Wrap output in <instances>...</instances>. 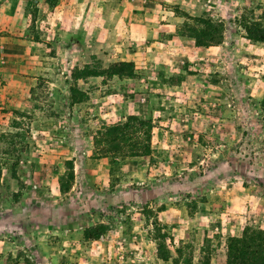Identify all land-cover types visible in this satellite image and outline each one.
<instances>
[{
	"label": "rangeland",
	"instance_id": "374dc122",
	"mask_svg": "<svg viewBox=\"0 0 264 264\" xmlns=\"http://www.w3.org/2000/svg\"><path fill=\"white\" fill-rule=\"evenodd\" d=\"M174 1L150 6L179 15L176 39L151 46L149 37L136 47L112 34L87 45L80 59L71 48L68 60L30 43L33 17L47 33L52 5L43 3L38 14L40 0L22 1L34 14L28 42L9 46L6 78L0 75V87L14 84L0 90V264H202L204 250L210 264H225L229 236L247 225L264 229V43L244 28L264 26V0ZM193 17L215 24L219 41L196 46L189 33L204 24ZM15 48L23 49L21 63ZM37 50L50 56L42 66L31 58ZM135 52V61L123 60ZM118 61H132L135 75L73 77ZM30 66L44 74L11 92L22 78L9 73ZM129 115L151 121V158L115 156L94 142L104 126ZM98 223L105 233L86 239L84 228ZM158 231L167 261L158 256Z\"/></svg>",
	"mask_w": 264,
	"mask_h": 264
},
{
	"label": "crops",
	"instance_id": "0c3cea01",
	"mask_svg": "<svg viewBox=\"0 0 264 264\" xmlns=\"http://www.w3.org/2000/svg\"><path fill=\"white\" fill-rule=\"evenodd\" d=\"M23 0H0V63L2 71L0 72L1 79L6 78V54L9 51L10 45L22 47L27 42L29 32V25L32 18L31 12H29L22 3ZM138 0H125V6H119L120 4L115 3L114 0H57L51 7V10L47 11L48 19L45 23L47 33L41 28L37 17H33L35 29L33 31L35 36L30 40L31 45H45L46 48L51 51H60L65 59L68 60L69 51L76 50L77 59L84 57L86 53V46H96L101 40L108 39L112 34H115L118 40L120 34L123 37H129L132 43L137 47L141 44V40H148L149 37L155 38L151 43V46L155 44H162L160 40L169 41L176 39L175 29L177 22L180 21V17L170 7H162L160 4L158 7H151V0H144L145 5L137 3ZM170 3H175L174 0H167ZM45 3L46 6H50L44 0H40L39 4H36L35 11L40 13L42 5ZM139 5V6H138ZM36 14V13H35ZM34 15V14H33ZM52 17L55 20L54 26L49 21L48 17ZM50 17V18H51ZM49 25V26H48ZM154 31V32H152ZM43 50V48H42ZM47 51V50H45ZM45 51L37 50L31 58L36 63L42 64V59H46L49 54ZM19 52V56L14 55V62L21 63L24 59L23 49L15 48V53ZM26 52V50H25ZM27 53V52H26ZM52 53V52H51ZM128 54V58L123 60L135 61V55ZM52 58V57H51ZM26 61L28 59H25ZM75 61V59L73 60ZM145 63V61H144ZM48 64V63H47ZM31 67V66H30ZM40 69V67H31ZM47 69V68H45ZM52 72V71H51ZM50 72V73H51ZM40 71H20V73H9L8 76L18 80V86H15L11 92L22 93L24 92V80L25 78H32L37 80ZM118 77L115 75L113 78ZM102 78V76H88L86 78H79L78 81H87L88 79ZM12 80V79H11ZM1 83V82H0ZM11 81L6 85L4 83L0 90L2 92H9V88H12Z\"/></svg>",
	"mask_w": 264,
	"mask_h": 264
},
{
	"label": "trees",
	"instance_id": "16d2710c",
	"mask_svg": "<svg viewBox=\"0 0 264 264\" xmlns=\"http://www.w3.org/2000/svg\"><path fill=\"white\" fill-rule=\"evenodd\" d=\"M47 4L53 5L57 0H44ZM189 17L187 13H185ZM196 20L201 21L204 26L192 27L189 36L195 39L196 46H209L212 43L219 41V28L213 24L210 20L203 17H193ZM245 31L247 38L253 41L264 43V26L257 21H253L250 24H245ZM86 71V70H85ZM127 76L133 77L135 75L134 63L132 61H118L111 63L107 68H101L100 70H87L86 72H79L73 74L76 79L85 76H106L112 77ZM71 91L79 92L76 86H71ZM81 98L72 99L73 102H79ZM143 127L144 138L142 139L144 144L141 146L143 152L137 154V146L139 139L140 128ZM151 135H152V123L150 120H144L136 115H129L124 122H118L112 125L104 126L99 134L94 135V142L98 145H103L102 150L106 153L113 151L116 156H122L123 158L130 155H142L151 158ZM128 140H133L130 144L129 154L125 149V143ZM107 144V145H106ZM128 145V144H127ZM129 147V145H128ZM72 168V165L70 166ZM73 173H71V178ZM68 186L61 182L60 190L66 191ZM107 225L103 223L95 224L94 226H88L84 228L83 234L86 239L99 238L105 233ZM158 236L162 239L157 244L158 256L167 261L171 257L167 245L165 242V234H161L158 231ZM181 256V250L177 248ZM210 251L204 250V257L202 264H210ZM189 259L183 258V262H188ZM190 261V260H189ZM225 264H264V229H255L250 226H245L241 235L229 236L226 239V261Z\"/></svg>",
	"mask_w": 264,
	"mask_h": 264
}]
</instances>
